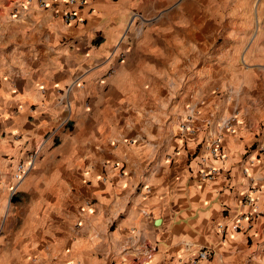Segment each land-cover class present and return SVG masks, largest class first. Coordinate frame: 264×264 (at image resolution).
Listing matches in <instances>:
<instances>
[{"label": "crops", "instance_id": "crops-1", "mask_svg": "<svg viewBox=\"0 0 264 264\" xmlns=\"http://www.w3.org/2000/svg\"><path fill=\"white\" fill-rule=\"evenodd\" d=\"M166 1L0 0V264H264V66L231 75L242 36Z\"/></svg>", "mask_w": 264, "mask_h": 264}, {"label": "rangeland", "instance_id": "rangeland-1", "mask_svg": "<svg viewBox=\"0 0 264 264\" xmlns=\"http://www.w3.org/2000/svg\"><path fill=\"white\" fill-rule=\"evenodd\" d=\"M170 1V4H169ZM177 4L187 8L188 13L202 11L207 7L210 17L219 20V23L225 27L227 35L220 41L235 42L237 36L241 35L243 39V50L239 52L236 48L228 54L225 52L219 58L223 61L224 66L230 70L232 75L237 71L239 66L247 68L251 65L264 66V0H167L166 5ZM202 7V8H201ZM174 10V9H173ZM171 10V14H180L179 11ZM168 13V12H165ZM222 22V23H221ZM241 26V27H240ZM235 34L236 39L228 35ZM248 40L250 42L246 43ZM247 48H245L246 46ZM245 46V47H244ZM239 65V66H238ZM215 84V83H212ZM222 86L211 87L210 94L225 95ZM227 88V87H226ZM230 89V88H228ZM18 222L13 217V223Z\"/></svg>", "mask_w": 264, "mask_h": 264}, {"label": "built area", "instance_id": "built-area-1", "mask_svg": "<svg viewBox=\"0 0 264 264\" xmlns=\"http://www.w3.org/2000/svg\"><path fill=\"white\" fill-rule=\"evenodd\" d=\"M32 4H36L42 9H52L55 11V13L59 15L61 14L62 19L66 24L78 25L84 24L85 22L82 18L77 15L76 12L70 10V8H78L84 6L85 0H25L26 7H29ZM60 5L64 6V8L61 9ZM113 72L114 70H111V73L109 75L113 74ZM193 117L194 112H191L187 119L183 122V124L181 125V129L183 132L189 134H193L195 132V127L192 124ZM235 119L236 116H233L225 120L221 125V130L233 131ZM209 158H213L215 160H225L227 158V154L222 147V138H217L210 144L207 153L202 158L203 164L206 163ZM218 172L219 170L216 168H203L200 171L201 182H212L217 177ZM26 173L27 168L24 166H20L15 176L16 180L18 182H21L24 179ZM246 203L251 207L252 210L249 214L243 215L242 217L237 219L236 224L233 225V229L235 231L240 230V223L242 220L253 222L255 219L258 218L259 212L253 199L249 197ZM152 253L153 250L150 249L147 254L148 259L152 258ZM212 256V251L208 249L200 250L187 264H198L202 261H208L212 258Z\"/></svg>", "mask_w": 264, "mask_h": 264}, {"label": "trees", "instance_id": "trees-1", "mask_svg": "<svg viewBox=\"0 0 264 264\" xmlns=\"http://www.w3.org/2000/svg\"><path fill=\"white\" fill-rule=\"evenodd\" d=\"M16 200L13 198V202H15Z\"/></svg>", "mask_w": 264, "mask_h": 264}]
</instances>
